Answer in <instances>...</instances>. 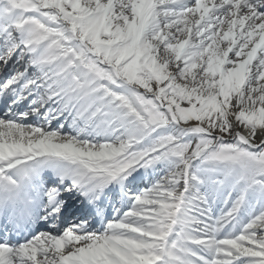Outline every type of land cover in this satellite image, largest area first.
<instances>
[{"label": "snow or ice", "instance_id": "snow-or-ice-1", "mask_svg": "<svg viewBox=\"0 0 264 264\" xmlns=\"http://www.w3.org/2000/svg\"><path fill=\"white\" fill-rule=\"evenodd\" d=\"M0 264H264V0H0Z\"/></svg>", "mask_w": 264, "mask_h": 264}]
</instances>
